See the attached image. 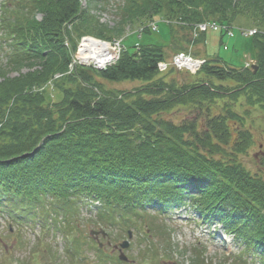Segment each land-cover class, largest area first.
<instances>
[{
    "label": "trees",
    "instance_id": "16d2710c",
    "mask_svg": "<svg viewBox=\"0 0 264 264\" xmlns=\"http://www.w3.org/2000/svg\"><path fill=\"white\" fill-rule=\"evenodd\" d=\"M118 15L109 27L81 0H28L3 20L12 36L5 65L18 74L5 77L0 66V210L33 224L62 217L88 197L101 202L97 220L113 223L148 207L189 205L264 257V178L237 158L253 143L245 127L249 108L264 110V0H122ZM242 16L257 27L256 69L205 58L196 80L179 74V82L173 70L157 69L164 46L136 44L105 69L69 71L83 35L121 38L137 22L149 33L146 23L162 19L171 48L187 51L204 41L203 32L192 36L196 24L232 25ZM176 29L185 34L175 36ZM56 73L60 98L48 102L35 89ZM103 80L142 84L123 90L106 88ZM185 110L194 116L185 117Z\"/></svg>",
    "mask_w": 264,
    "mask_h": 264
},
{
    "label": "rangeland",
    "instance_id": "374dc122",
    "mask_svg": "<svg viewBox=\"0 0 264 264\" xmlns=\"http://www.w3.org/2000/svg\"><path fill=\"white\" fill-rule=\"evenodd\" d=\"M26 1L28 0H10V2L5 0L8 6L6 11L11 9L8 12L9 16L12 10L20 8ZM121 4L122 0H81V7L88 8L95 19L109 27L118 22V6ZM36 17L40 20L41 14ZM152 21L157 22L158 29L149 33L140 34L136 31L142 23L125 26L124 34L128 33L123 37V46L129 51H133L136 44L164 46L165 58L169 62L171 54L177 48H171L168 26L164 21L157 19ZM254 21L242 16L232 25L225 24L226 28L233 27L232 37L209 29L205 33L204 41L196 42L192 46L188 45L187 52L200 58L217 57L236 68L245 66L246 61L250 64L254 63L253 34L249 36L246 31L249 28L257 29ZM176 31L175 36L185 34L179 32L180 29ZM4 33L0 29V66L6 69L5 77H14L18 72L8 71L5 65L9 62L10 52L7 54V43L1 42L6 39ZM81 41V39L77 41V50ZM179 42L186 48L185 42ZM109 46L114 56L106 67H100L92 61H88L85 66H96L95 69L101 70L116 62L123 49L117 47L115 42H109ZM76 57V63L78 60L80 62L83 60L80 55ZM72 65L70 64L69 67ZM171 66H176L174 60L171 61ZM198 67L197 65L192 69L196 71ZM27 70L26 67H22L20 72L24 73ZM170 70L178 75L179 82H182L179 74L185 76L183 80L185 82L194 81L199 76L197 71L192 74L174 68L161 72L167 74ZM5 77L0 76V81ZM54 78L46 81L49 84L46 88H41L45 91V100L48 102L58 101L60 98V93L52 85ZM103 82L106 88L123 90L142 84L137 80L115 82L103 80ZM37 89L38 87L35 90ZM249 109L251 112L245 118V127L251 131L253 143L246 154H240L237 158L249 172L264 178V156L259 152L264 150V110L259 106ZM183 112L185 117L192 115L186 110ZM193 116L194 114L189 118ZM165 211L166 213L159 215L157 210L149 209L143 212L141 217H132L131 220L134 223L129 221L125 224L121 222V218L116 223L104 221L99 224L95 210L84 209L81 201L75 209L69 210V213L62 217L59 214H53V217L47 215L42 222L38 220L33 224L26 223L27 219L24 221L26 224H21L13 220L15 218H11L5 211H0V264H125L117 259L118 253L112 249V245L128 239L127 229L132 231V237L124 250L131 261L126 264H173V262L176 264H264L260 249L250 248L246 243L239 241L234 234L232 236L224 231L215 221L203 222L199 214L191 207ZM98 230H104L107 233L106 237L92 233ZM108 241L110 245L107 244ZM143 253L147 256L141 259Z\"/></svg>",
    "mask_w": 264,
    "mask_h": 264
},
{
    "label": "bare ground",
    "instance_id": "6f19581e",
    "mask_svg": "<svg viewBox=\"0 0 264 264\" xmlns=\"http://www.w3.org/2000/svg\"><path fill=\"white\" fill-rule=\"evenodd\" d=\"M80 54L85 61H92L100 67H106L114 56L108 43L86 38L80 44Z\"/></svg>",
    "mask_w": 264,
    "mask_h": 264
},
{
    "label": "built area",
    "instance_id": "2783aa9c",
    "mask_svg": "<svg viewBox=\"0 0 264 264\" xmlns=\"http://www.w3.org/2000/svg\"><path fill=\"white\" fill-rule=\"evenodd\" d=\"M207 26H209L210 28L212 29H217V25L215 23H210V24H201L199 25V28L201 30H204ZM118 47V45H117ZM116 47V48H117ZM175 64L178 66V67H187V68H190L192 69V67L194 66H197L196 63L194 64V62L192 61V59L188 56H185L183 54H179L175 57ZM160 69H163L164 68V65L163 64H160Z\"/></svg>",
    "mask_w": 264,
    "mask_h": 264
},
{
    "label": "water",
    "instance_id": "95a60500",
    "mask_svg": "<svg viewBox=\"0 0 264 264\" xmlns=\"http://www.w3.org/2000/svg\"><path fill=\"white\" fill-rule=\"evenodd\" d=\"M261 154L264 155V151H261ZM125 246H127V242H123L121 244V247H125ZM119 258L125 259V256L122 253H120Z\"/></svg>",
    "mask_w": 264,
    "mask_h": 264
}]
</instances>
